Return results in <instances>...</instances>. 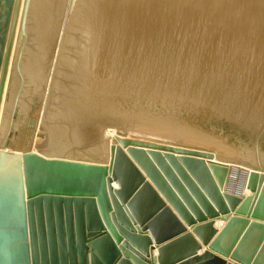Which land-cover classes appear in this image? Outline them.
Instances as JSON below:
<instances>
[{
	"label": "water",
	"instance_id": "water-1",
	"mask_svg": "<svg viewBox=\"0 0 264 264\" xmlns=\"http://www.w3.org/2000/svg\"><path fill=\"white\" fill-rule=\"evenodd\" d=\"M263 160L264 0H0V264H264Z\"/></svg>",
	"mask_w": 264,
	"mask_h": 264
},
{
	"label": "rangeland",
	"instance_id": "rangeland-1",
	"mask_svg": "<svg viewBox=\"0 0 264 264\" xmlns=\"http://www.w3.org/2000/svg\"><path fill=\"white\" fill-rule=\"evenodd\" d=\"M42 111L43 110H42V107H41L40 115L42 114ZM40 115H39V117H40ZM109 129H115L116 130V128H108V127H106V135H108V130ZM47 133L49 134L48 130L47 131L46 130L43 131L42 129H40V118H39L38 124H37V128H36V132H35V136H34V140H33V144H32V148L30 150H38V148H36L35 145H34V144H36L35 142H36L37 138L47 139V137H48ZM111 143H113V141H110V144ZM233 157H236V158L238 157V159H241V160H249L250 159V161H252V162L256 161V159H254V158L251 159L250 157H245V156H233ZM263 162H264V160H263ZM243 193L245 194V190L243 191ZM248 193H246V194H248Z\"/></svg>",
	"mask_w": 264,
	"mask_h": 264
},
{
	"label": "bare ground",
	"instance_id": "bare-ground-1",
	"mask_svg": "<svg viewBox=\"0 0 264 264\" xmlns=\"http://www.w3.org/2000/svg\"><path fill=\"white\" fill-rule=\"evenodd\" d=\"M17 36V35H16ZM47 131V130H46ZM108 135L110 136V141H113L115 142L116 141V138L118 136L117 134V130L115 129H109L108 130ZM249 191L247 189H245V194L248 193Z\"/></svg>",
	"mask_w": 264,
	"mask_h": 264
},
{
	"label": "crops",
	"instance_id": "crops-1",
	"mask_svg": "<svg viewBox=\"0 0 264 264\" xmlns=\"http://www.w3.org/2000/svg\"><path fill=\"white\" fill-rule=\"evenodd\" d=\"M218 224H219V225H218ZM222 225H224V223H216V224H215V226H216L218 229H220V228L222 227ZM202 251H203V249L200 250L199 253H201Z\"/></svg>",
	"mask_w": 264,
	"mask_h": 264
}]
</instances>
